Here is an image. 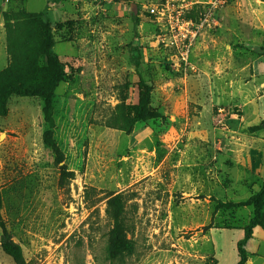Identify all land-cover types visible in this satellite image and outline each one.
Segmentation results:
<instances>
[{
  "label": "rangeland",
  "instance_id": "1",
  "mask_svg": "<svg viewBox=\"0 0 264 264\" xmlns=\"http://www.w3.org/2000/svg\"><path fill=\"white\" fill-rule=\"evenodd\" d=\"M209 1L0 0V71L4 14L24 43L23 13L44 12L65 73L52 98V138L73 173L63 187L42 100L11 97L0 118L1 215L28 264L238 262L252 208L217 210L215 201H245L264 182V129L249 130L264 126V0H227L184 63L170 17L198 23ZM144 91L160 116L126 133L122 116ZM118 193L133 253L110 260L104 210ZM245 248L244 264H264V231L254 228ZM0 264H14L1 249Z\"/></svg>",
  "mask_w": 264,
  "mask_h": 264
},
{
  "label": "trees",
  "instance_id": "2",
  "mask_svg": "<svg viewBox=\"0 0 264 264\" xmlns=\"http://www.w3.org/2000/svg\"><path fill=\"white\" fill-rule=\"evenodd\" d=\"M61 0H52L58 3ZM48 6L46 7V9ZM23 18L28 26V32L24 43L19 42L16 37L20 28L16 21H10L4 14L5 39L8 51V63L0 71V118L5 117L8 112V101L11 97L38 98L43 102L42 115L47 126L44 132V142L51 150L54 163H62V153L52 138L54 127L52 98L58 84L64 78V64L59 61L54 52L55 38L53 26L48 21L44 12L23 13ZM131 58L134 63L139 60L136 47H131ZM43 59V65L40 60ZM159 113L149 106V95L147 91L140 94L137 105L133 108L131 117L123 115L119 128L130 133L133 126L150 119L159 117ZM264 129L262 125L249 128L251 132ZM58 185L63 187L73 173L67 171L64 164L59 165ZM127 198L123 193L110 196L106 200L104 210L106 218L111 223L107 237V254L110 260H118L133 253V248L127 239L128 222L125 216V205ZM215 209H236L243 206H251L252 217L243 230L242 237L236 242V253L238 262L244 264L247 260L246 244L252 238L253 229L259 228L264 231V182L259 190L242 202L215 201ZM0 200V249L8 256L14 264H28L23 256L20 245L14 242L7 230L5 221L1 215Z\"/></svg>",
  "mask_w": 264,
  "mask_h": 264
},
{
  "label": "built area",
  "instance_id": "3",
  "mask_svg": "<svg viewBox=\"0 0 264 264\" xmlns=\"http://www.w3.org/2000/svg\"><path fill=\"white\" fill-rule=\"evenodd\" d=\"M227 0H210L202 14V18L198 23H193L190 19L182 18L180 12H176V17L173 20L170 17L168 23L170 30L173 32L174 41L172 45L178 50L180 58L184 63H188V59L192 50V46L198 33L203 29L205 24H208L212 18V14L223 6ZM164 8L151 7L149 12L153 15H162Z\"/></svg>",
  "mask_w": 264,
  "mask_h": 264
}]
</instances>
